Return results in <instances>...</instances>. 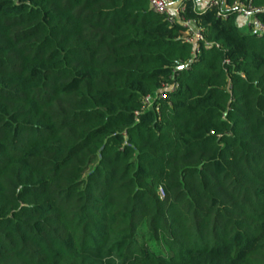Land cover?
<instances>
[{
	"label": "trees",
	"instance_id": "obj_1",
	"mask_svg": "<svg viewBox=\"0 0 264 264\" xmlns=\"http://www.w3.org/2000/svg\"><path fill=\"white\" fill-rule=\"evenodd\" d=\"M191 16L222 49L148 0H0V264H264V36Z\"/></svg>",
	"mask_w": 264,
	"mask_h": 264
},
{
	"label": "built area",
	"instance_id": "obj_2",
	"mask_svg": "<svg viewBox=\"0 0 264 264\" xmlns=\"http://www.w3.org/2000/svg\"><path fill=\"white\" fill-rule=\"evenodd\" d=\"M153 12L165 18L170 26H180L182 29L181 39L193 45L192 59L198 60L202 48L212 50L222 49L219 43L208 38V28L197 17L191 16L192 12L206 13L215 10L219 19L227 20L231 15L244 20L245 32L264 36V22L260 17L264 13V5L257 6L253 0H148ZM230 63L229 60L225 61ZM171 81L163 83L162 88L154 95H148L143 100L142 110L154 108L160 111L161 102L168 100L170 95L176 92L180 83L173 75Z\"/></svg>",
	"mask_w": 264,
	"mask_h": 264
},
{
	"label": "rangeland",
	"instance_id": "obj_3",
	"mask_svg": "<svg viewBox=\"0 0 264 264\" xmlns=\"http://www.w3.org/2000/svg\"><path fill=\"white\" fill-rule=\"evenodd\" d=\"M237 24H238V26H239V28H240L241 31H244L245 30L246 27L244 25V20L237 19Z\"/></svg>",
	"mask_w": 264,
	"mask_h": 264
}]
</instances>
